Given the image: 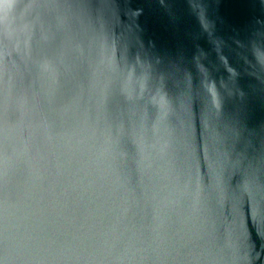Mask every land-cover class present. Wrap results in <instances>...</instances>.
Returning <instances> with one entry per match:
<instances>
[{
    "label": "water",
    "instance_id": "95a60500",
    "mask_svg": "<svg viewBox=\"0 0 264 264\" xmlns=\"http://www.w3.org/2000/svg\"><path fill=\"white\" fill-rule=\"evenodd\" d=\"M0 24V264H264V0Z\"/></svg>",
    "mask_w": 264,
    "mask_h": 264
},
{
    "label": "snow or ice",
    "instance_id": "6c2138e0",
    "mask_svg": "<svg viewBox=\"0 0 264 264\" xmlns=\"http://www.w3.org/2000/svg\"><path fill=\"white\" fill-rule=\"evenodd\" d=\"M2 27H3V25H2V24H0V29H2Z\"/></svg>",
    "mask_w": 264,
    "mask_h": 264
}]
</instances>
